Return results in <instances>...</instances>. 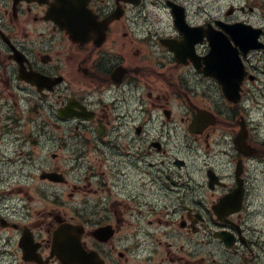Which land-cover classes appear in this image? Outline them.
<instances>
[{
    "label": "flooded vegetation",
    "instance_id": "1",
    "mask_svg": "<svg viewBox=\"0 0 264 264\" xmlns=\"http://www.w3.org/2000/svg\"><path fill=\"white\" fill-rule=\"evenodd\" d=\"M68 223L90 264H264V0H0V238L60 264Z\"/></svg>",
    "mask_w": 264,
    "mask_h": 264
},
{
    "label": "rangeland",
    "instance_id": "2",
    "mask_svg": "<svg viewBox=\"0 0 264 264\" xmlns=\"http://www.w3.org/2000/svg\"><path fill=\"white\" fill-rule=\"evenodd\" d=\"M35 129V123L30 125L28 127V131ZM49 129H55L52 124H49L46 127V130ZM16 146L14 145V140H13V145H12V158L15 159L17 154L14 153V149ZM24 153L22 155L17 156V160L13 162L11 169H12V182L15 183L17 182V179L21 176H17L21 174V172L24 170L25 172H31L32 168L28 164L27 161V154L29 152H34L33 155L35 158H37L38 162L43 161L45 165H48L50 162L53 161L51 158V155L53 152L57 151L62 154L68 155L70 153V148L65 147L63 149L59 148V138L57 137H52L51 139L48 138L47 133H45L43 136H37L35 139L31 138L27 142V147L23 148ZM31 159V158H30ZM17 171V172H16ZM2 234V232H1ZM0 234V237H1ZM8 251H14L15 248L14 246H7ZM3 251V244H2V238H0V252ZM0 264H20L18 261V257L14 256H9V253L2 254L0 255Z\"/></svg>",
    "mask_w": 264,
    "mask_h": 264
},
{
    "label": "water",
    "instance_id": "3",
    "mask_svg": "<svg viewBox=\"0 0 264 264\" xmlns=\"http://www.w3.org/2000/svg\"><path fill=\"white\" fill-rule=\"evenodd\" d=\"M66 233L65 230H62L56 235V249L59 256L66 264H85L84 259L81 256H78L77 258L74 257L76 256L74 253H77V248L74 243L68 241ZM71 258L73 259L72 262L70 261Z\"/></svg>",
    "mask_w": 264,
    "mask_h": 264
}]
</instances>
